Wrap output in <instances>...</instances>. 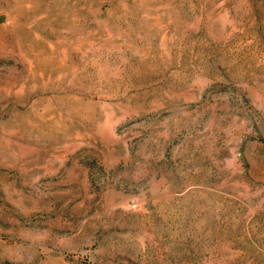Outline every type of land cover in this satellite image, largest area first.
<instances>
[{"label": "rangeland", "instance_id": "374dc122", "mask_svg": "<svg viewBox=\"0 0 264 264\" xmlns=\"http://www.w3.org/2000/svg\"><path fill=\"white\" fill-rule=\"evenodd\" d=\"M0 264H264V0H0Z\"/></svg>", "mask_w": 264, "mask_h": 264}]
</instances>
